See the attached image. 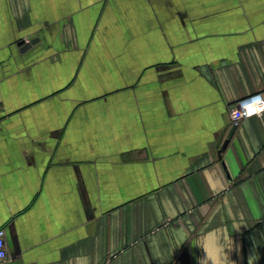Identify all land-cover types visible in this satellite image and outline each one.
Masks as SVG:
<instances>
[{"label":"crops","instance_id":"1","mask_svg":"<svg viewBox=\"0 0 264 264\" xmlns=\"http://www.w3.org/2000/svg\"><path fill=\"white\" fill-rule=\"evenodd\" d=\"M263 90L264 0H0V264H264Z\"/></svg>","mask_w":264,"mask_h":264},{"label":"built area","instance_id":"2","mask_svg":"<svg viewBox=\"0 0 264 264\" xmlns=\"http://www.w3.org/2000/svg\"><path fill=\"white\" fill-rule=\"evenodd\" d=\"M264 113V90L238 100L232 109V124L239 125L241 121L253 115ZM6 229L0 228V262L7 258Z\"/></svg>","mask_w":264,"mask_h":264},{"label":"water","instance_id":"3","mask_svg":"<svg viewBox=\"0 0 264 264\" xmlns=\"http://www.w3.org/2000/svg\"><path fill=\"white\" fill-rule=\"evenodd\" d=\"M35 42H36V40H32V41L26 43V44L24 45L23 49L30 48ZM236 129H237V125H233L232 129L230 130V133H229L228 139H227V141L225 142V146H227L228 142H229L230 139L233 137V135H234Z\"/></svg>","mask_w":264,"mask_h":264},{"label":"clouds","instance_id":"4","mask_svg":"<svg viewBox=\"0 0 264 264\" xmlns=\"http://www.w3.org/2000/svg\"><path fill=\"white\" fill-rule=\"evenodd\" d=\"M206 259L211 260L212 264H224V262L221 260L220 255H207Z\"/></svg>","mask_w":264,"mask_h":264}]
</instances>
